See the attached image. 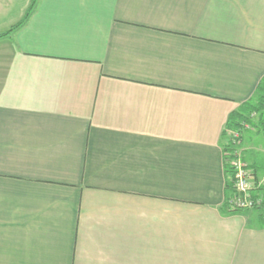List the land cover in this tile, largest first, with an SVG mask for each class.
I'll list each match as a JSON object with an SVG mask.
<instances>
[{
	"label": "crops",
	"instance_id": "1",
	"mask_svg": "<svg viewBox=\"0 0 264 264\" xmlns=\"http://www.w3.org/2000/svg\"><path fill=\"white\" fill-rule=\"evenodd\" d=\"M31 3L0 0V264H264L224 155L264 0H38L9 33ZM256 115L239 149L264 196Z\"/></svg>",
	"mask_w": 264,
	"mask_h": 264
},
{
	"label": "built area",
	"instance_id": "2",
	"mask_svg": "<svg viewBox=\"0 0 264 264\" xmlns=\"http://www.w3.org/2000/svg\"><path fill=\"white\" fill-rule=\"evenodd\" d=\"M245 123L242 124L244 126ZM230 143L237 147L236 157L232 162L234 195L229 204L233 209L256 210L264 208V196L260 195L262 184L253 180L252 170L243 160L240 147L241 130L231 131Z\"/></svg>",
	"mask_w": 264,
	"mask_h": 264
},
{
	"label": "trees",
	"instance_id": "3",
	"mask_svg": "<svg viewBox=\"0 0 264 264\" xmlns=\"http://www.w3.org/2000/svg\"><path fill=\"white\" fill-rule=\"evenodd\" d=\"M37 3H38V0H32V3L29 6V8L27 9V11L25 12L22 21L18 25H16L15 27H13L9 31V33L12 32L13 30H15L19 25L23 24L24 22H26L28 20V18L34 12V10H35V8L37 6ZM254 113L260 114L261 118H263V120H264V79L258 85L257 93H256V96L253 99V101L245 104L243 110H241L237 114V116L240 117L238 119V121L234 120V118H231L230 124H229V129L227 131L228 133L226 134L228 140L225 141V145H224L225 178H226V184H225V191H226L225 207H226V211L228 213L245 211V210L233 209V208H231V206L229 204L230 199L234 195V190H233L234 179H233V170H232L231 166H232L233 160L236 157V151H237V147H235L234 145H232L230 143V139L231 138H230V134L229 133L231 131L237 129L238 126H239L238 124L239 123L241 124L242 121L250 120L252 118V116L254 115ZM263 210H264V208H263ZM263 217H264V214H263Z\"/></svg>",
	"mask_w": 264,
	"mask_h": 264
},
{
	"label": "rangeland",
	"instance_id": "4",
	"mask_svg": "<svg viewBox=\"0 0 264 264\" xmlns=\"http://www.w3.org/2000/svg\"><path fill=\"white\" fill-rule=\"evenodd\" d=\"M254 118H255V120L258 122V121H260L261 120V116H260V114H258V115H256V116H254ZM254 121V120H253ZM255 124L253 123V126H254ZM260 130H261V136L263 137V140H264V120H263V125L260 127ZM250 133H251V131H245L244 132V136L245 137H248V136H250ZM247 139V138H246ZM264 142V141H263Z\"/></svg>",
	"mask_w": 264,
	"mask_h": 264
}]
</instances>
